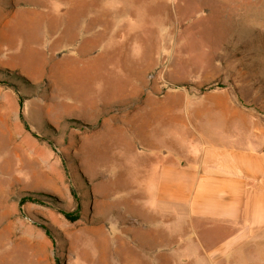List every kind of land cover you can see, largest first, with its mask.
I'll return each mask as SVG.
<instances>
[{
    "label": "rangeland",
    "instance_id": "374dc122",
    "mask_svg": "<svg viewBox=\"0 0 264 264\" xmlns=\"http://www.w3.org/2000/svg\"><path fill=\"white\" fill-rule=\"evenodd\" d=\"M53 1L60 11L72 6L87 14L65 19L63 53L61 42H48L40 59L45 64L34 67L33 78L0 63V80L24 97L31 129L14 89L0 85V264H102L89 227L109 226L119 206L137 208L134 199L144 195L139 184L145 180L139 173L153 164L151 149L141 157L127 132L133 114L124 103L146 105L148 95L220 85L264 113V0ZM15 4L0 0V7ZM82 25L89 32L82 33ZM81 42L85 48L76 49ZM14 44L11 39L5 48ZM99 44L109 69L84 80L99 60L89 62L86 76V60L82 65L75 58L96 57ZM13 56L6 51L2 59L22 63ZM58 56L62 73L55 70ZM103 91L112 103L99 114L90 99ZM141 118L150 124L156 115L145 111ZM72 187L81 205L75 222L60 212L77 210ZM103 248L108 245L100 242Z\"/></svg>",
    "mask_w": 264,
    "mask_h": 264
},
{
    "label": "crops",
    "instance_id": "0c3cea01",
    "mask_svg": "<svg viewBox=\"0 0 264 264\" xmlns=\"http://www.w3.org/2000/svg\"><path fill=\"white\" fill-rule=\"evenodd\" d=\"M1 1L16 4L0 7V63L20 67L30 78L34 67L45 64L40 59L48 42H61L63 50L62 31L70 25L65 19L87 17L72 6L60 11L53 0ZM88 28L82 25V33ZM11 39L14 46L5 48ZM101 45L96 57L75 58L82 65L86 60V76L89 62L99 60L84 80L95 81L94 72L105 75L109 69ZM75 46L85 48V42ZM6 51L22 63L2 59ZM57 62L55 70L62 73L63 57ZM90 101L99 114L112 103L109 91ZM129 104L122 106L133 114L127 132L141 157L151 149L153 164L139 173L145 180L139 184L144 195L134 199L137 208L119 206L109 226L89 227L102 264H112L110 258H118L115 264H264V113L241 103L230 89H172L148 95L146 105ZM145 111L156 115L150 124L141 121ZM108 204L114 210L116 203ZM100 242L108 248L99 249Z\"/></svg>",
    "mask_w": 264,
    "mask_h": 264
},
{
    "label": "trees",
    "instance_id": "16d2710c",
    "mask_svg": "<svg viewBox=\"0 0 264 264\" xmlns=\"http://www.w3.org/2000/svg\"><path fill=\"white\" fill-rule=\"evenodd\" d=\"M0 85L10 86V87H12L14 89L16 95L18 96V101H19V104H20V107H21V117H22V120L24 121V124H25L26 128L28 130H31L30 127H29V125L25 121V117H24V113H23V109H24V105H25V100H24L23 95L19 92V90L17 89V87L14 84H12V83H9L7 81H1L0 80ZM221 87L222 86H220V85H218L216 87L211 86V87L206 88V90H214V89H219ZM33 134H35V133H33ZM35 136L38 137L37 134H35ZM72 191H73L74 197L77 199V202H78L77 210L75 212H68V211H65L63 209H60V212L63 214V216L66 219H68V220H70L72 222H75V221H77V220L80 219L81 205L79 204V200H78L77 196H75V189H74V187H72ZM26 199L27 198H25L24 201H26ZM28 199L34 200V199H31V198H28ZM43 228L46 230V232H47L48 235H51V232H50V229L49 228H47L45 226H43Z\"/></svg>",
    "mask_w": 264,
    "mask_h": 264
}]
</instances>
